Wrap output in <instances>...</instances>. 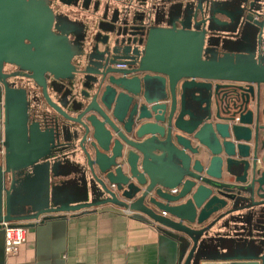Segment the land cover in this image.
<instances>
[{"label":"water","instance_id":"obj_1","mask_svg":"<svg viewBox=\"0 0 264 264\" xmlns=\"http://www.w3.org/2000/svg\"><path fill=\"white\" fill-rule=\"evenodd\" d=\"M101 205L264 264V0H0V228Z\"/></svg>","mask_w":264,"mask_h":264},{"label":"crops","instance_id":"obj_2","mask_svg":"<svg viewBox=\"0 0 264 264\" xmlns=\"http://www.w3.org/2000/svg\"><path fill=\"white\" fill-rule=\"evenodd\" d=\"M5 244L0 228V264H170L155 226L112 205L36 223L11 252Z\"/></svg>","mask_w":264,"mask_h":264},{"label":"built area","instance_id":"obj_3","mask_svg":"<svg viewBox=\"0 0 264 264\" xmlns=\"http://www.w3.org/2000/svg\"><path fill=\"white\" fill-rule=\"evenodd\" d=\"M171 191L175 192L176 189ZM124 212H129L126 209H123ZM4 235H5V249L7 252H11L17 244L25 241L26 239V228L22 226H9L6 223L3 225Z\"/></svg>","mask_w":264,"mask_h":264},{"label":"flooded vegetation","instance_id":"obj_4","mask_svg":"<svg viewBox=\"0 0 264 264\" xmlns=\"http://www.w3.org/2000/svg\"><path fill=\"white\" fill-rule=\"evenodd\" d=\"M51 6H52V3H51ZM135 59H120V60H117V63L115 64L116 67L118 68H128L129 65L131 64V61H134ZM6 69H10V70H13V71H18V68L15 67V66H11V67H7L5 66V70Z\"/></svg>","mask_w":264,"mask_h":264},{"label":"rangeland","instance_id":"obj_5","mask_svg":"<svg viewBox=\"0 0 264 264\" xmlns=\"http://www.w3.org/2000/svg\"><path fill=\"white\" fill-rule=\"evenodd\" d=\"M71 10V9H70ZM79 12H81V13H84L83 11H79ZM78 14V13H77ZM76 16H78V15H76Z\"/></svg>","mask_w":264,"mask_h":264}]
</instances>
